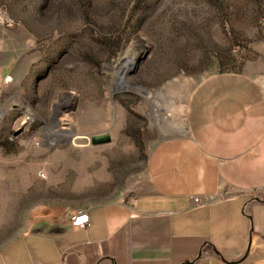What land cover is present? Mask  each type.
<instances>
[{"label":"rangeland","instance_id":"obj_1","mask_svg":"<svg viewBox=\"0 0 264 264\" xmlns=\"http://www.w3.org/2000/svg\"><path fill=\"white\" fill-rule=\"evenodd\" d=\"M0 8L10 21L1 39L32 60L18 62L24 77L0 110V252L25 235H61L73 213L134 199L153 149L187 133L202 80H264V0H0ZM106 132L111 143L91 144Z\"/></svg>","mask_w":264,"mask_h":264},{"label":"crops","instance_id":"obj_2","mask_svg":"<svg viewBox=\"0 0 264 264\" xmlns=\"http://www.w3.org/2000/svg\"><path fill=\"white\" fill-rule=\"evenodd\" d=\"M1 36L0 110L24 77L18 62L32 61ZM186 121L153 149L134 199L84 209L86 227L72 226L76 212L61 235L22 236L0 264H264V80H202Z\"/></svg>","mask_w":264,"mask_h":264},{"label":"built area","instance_id":"obj_3","mask_svg":"<svg viewBox=\"0 0 264 264\" xmlns=\"http://www.w3.org/2000/svg\"><path fill=\"white\" fill-rule=\"evenodd\" d=\"M9 24L10 21L7 19V15L2 11V8H0V25ZM43 177H45L44 173H41ZM196 202L200 203L199 198L194 199ZM89 216L86 211L83 212H77V214L72 218V226L73 227H86L89 226Z\"/></svg>","mask_w":264,"mask_h":264},{"label":"water","instance_id":"obj_4","mask_svg":"<svg viewBox=\"0 0 264 264\" xmlns=\"http://www.w3.org/2000/svg\"><path fill=\"white\" fill-rule=\"evenodd\" d=\"M111 141H112V137L108 132L98 135H93L91 137V144L94 146L109 144L111 143ZM185 264H190V263H185Z\"/></svg>","mask_w":264,"mask_h":264},{"label":"bare ground","instance_id":"obj_5","mask_svg":"<svg viewBox=\"0 0 264 264\" xmlns=\"http://www.w3.org/2000/svg\"><path fill=\"white\" fill-rule=\"evenodd\" d=\"M140 61V57H134L133 59H132V66H136V64L138 63ZM128 71V70H127ZM2 115V114H1ZM3 116V115H2ZM169 121H171V123H172V120L171 119H168ZM175 127L179 130V131H185V127L183 126V125H181V124H179V125H177V124H175ZM83 211H85V210H81V211H79V212H83Z\"/></svg>","mask_w":264,"mask_h":264}]
</instances>
